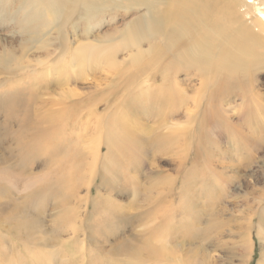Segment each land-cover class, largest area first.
Here are the masks:
<instances>
[{
    "label": "rangeland",
    "instance_id": "obj_1",
    "mask_svg": "<svg viewBox=\"0 0 264 264\" xmlns=\"http://www.w3.org/2000/svg\"><path fill=\"white\" fill-rule=\"evenodd\" d=\"M28 3L32 6L31 16L18 21L26 10L22 6ZM34 4V0H4L0 4V57L12 52L8 49L9 43L16 47L15 51L20 45L28 48V59L33 60L31 63L51 59L52 53H58L61 48L59 31L50 30L47 12ZM120 5L121 2L109 9L110 13L94 11L90 20L74 25V39L70 31L73 23H66L67 46L74 51L82 40L94 43L95 38H118L126 22L141 13V9H124ZM6 8L13 12L7 19L5 11L1 10ZM81 29L86 31L84 38L79 36ZM117 56L127 60L128 49H122ZM5 66L0 78L12 82L7 81L3 89L20 86L17 83L21 81H15L13 73H10V65ZM83 68L86 73L82 75V83L52 82L50 67L46 66L37 67L35 71L42 76L40 79L38 74L29 73L40 80L33 84L35 80L31 78L33 82L27 87L38 96L33 105L36 114L61 106L63 101L54 103L58 102L60 95L62 100L67 92L89 96L88 108H94L100 97L110 91L106 84L114 70L107 69L100 60L87 63ZM56 72L54 77L59 79L63 73L61 70ZM123 75L124 72L118 76ZM159 82L156 75L155 81L150 78L146 83L141 78L139 85L152 86ZM256 85L258 91L264 93V69L257 73ZM136 86L137 81L132 93ZM129 89L128 84L126 90L124 87L117 90L116 95L119 96L115 105L124 100L122 93L127 95ZM235 100L240 102L238 98ZM109 102L101 101L96 109L103 111ZM71 103L74 102H68ZM196 107L198 109L194 110L191 122H184L181 111L172 117L159 112L149 119H139L143 127H140V135L145 139L150 140L155 133H163L175 135L176 140L169 141L162 152L150 147L144 155L126 153L124 163L114 174L106 172L107 186L99 182L101 161L94 168L89 165L92 152L86 155L88 158H78L74 154L73 143L76 140L68 144L69 135L62 139V148L56 153L32 158L29 169L26 168V172L30 170L28 174L25 171H8L12 170L9 165L21 155L14 150L11 140L0 141V205H6L0 211V234L5 236L0 241V264H149L150 261H144L143 256L135 254L134 248H142L144 240L158 246L161 232L157 230L162 223V228L168 225L171 230L172 236L169 234L167 239L175 243L172 245L173 257L164 260V264H264V199L260 197L264 193V122L250 124L238 121L235 111L239 107L233 105L228 108L234 114L227 123L204 117L206 111L202 103ZM162 114L168 118L163 123L164 128L159 125ZM134 115L129 112V119L135 118ZM80 123L84 124L83 120ZM240 133L252 136L263 148L255 149L241 138ZM87 137H93L96 144L98 136L95 134L84 135L79 142ZM197 146H201L200 154ZM90 149H93V144H90ZM92 173H95V178L89 184ZM136 186L142 191L153 186L150 196L156 189H172L174 196L169 197L171 205L164 209L165 214L162 215L160 207L154 213L153 205L143 194L136 192ZM36 192L38 194L30 203L28 196ZM17 203L25 211L11 214ZM139 213L143 216L136 219ZM26 215L29 219L34 217L35 232L30 237L21 232V238L15 244L5 230L12 225L10 220H21ZM258 217L262 218V224ZM250 218L251 227L248 228ZM72 228L76 230L75 234L71 233ZM200 229L204 231H198Z\"/></svg>",
    "mask_w": 264,
    "mask_h": 264
},
{
    "label": "bare ground",
    "instance_id": "obj_2",
    "mask_svg": "<svg viewBox=\"0 0 264 264\" xmlns=\"http://www.w3.org/2000/svg\"><path fill=\"white\" fill-rule=\"evenodd\" d=\"M2 1L4 0H0V4ZM119 2L124 9H141V13L126 22L118 38H95L94 43L82 40L74 51L71 46H67V33L64 30L66 23H73L70 31L73 32L74 39V25L90 20L94 11L104 10L110 13L109 9L116 7ZM34 3L39 9L47 12L50 30L59 31L58 43L61 48H56L58 53H52L54 55L51 59L31 63L33 60L28 59V48L20 45L15 51L16 47L9 43L8 49L12 52L8 55L6 52L5 56L0 57V73L5 72V65H10L13 79L21 81L17 83L20 86L16 88L3 89L6 82L11 83L12 80L0 78V141L11 140L14 150L21 155L14 164L9 165L12 170L8 171L26 172L34 158L59 151L62 148V139L69 135L68 144L73 143V139L76 140V144L73 143L74 154L78 158H88L86 155L92 152V163L89 162V165L94 168L101 161L99 182L107 186L106 172L114 174L124 163L126 153L144 155L150 147L162 152L166 150L169 141L175 142V135L166 136L163 133H155L150 140L142 137L140 133L143 127L138 122L141 118L149 119L160 114L159 112H165L172 117L181 111L184 122H191L196 105L202 103L206 111L203 116H209L219 122L227 123L232 118L234 113L228 109L232 105L239 107L238 111H235L238 121L250 124L264 122V93H260L256 88L257 73L264 69V0H34ZM22 7L26 10L18 21L27 20L32 14L30 3ZM1 10L5 11V19L13 13L10 8ZM85 35L86 31L81 29L79 36L84 38ZM4 48L6 49L5 46ZM124 48L128 49L127 60L117 56ZM95 60H100L110 71L114 70L106 84L110 91L100 97L97 103L110 101L103 111L96 109L97 104L92 109L88 108L89 96L67 92L62 100L60 95L58 102L54 103L63 101L61 106L50 108L41 115L36 114V107L34 109L33 105L38 96L33 89L28 90L27 87L33 80V84L40 80L29 73L38 74L40 79L42 76L35 71L37 67L46 66L50 67L49 78L52 82L78 83L86 73L83 66L87 63L93 64ZM54 70L62 71L59 79L54 77L57 73ZM122 72L125 75L118 76ZM156 75L159 77V83H153L152 86L139 85L141 78L143 83H146L150 78L155 81ZM24 76L27 77L26 80L23 79ZM136 81L137 86L132 93ZM128 84L130 89L127 90V95L122 93L124 100L115 105L119 96L116 95L117 90L122 87L126 90ZM236 98L240 100L239 103ZM129 112L135 113V118L129 119ZM166 116L160 115V128L165 127L163 123L168 119ZM81 120L84 124L80 123ZM200 121L201 119L198 122ZM168 127L170 126L168 125L167 129ZM89 134L98 136L96 144L92 141L93 137L79 142L82 136ZM240 135L255 149L263 148L252 136L247 137L243 133ZM90 144H93V149H90ZM197 152L201 153V146H197ZM29 171L26 173H30ZM94 175L95 173L89 175V184L93 182ZM152 187L142 191L136 186V192L143 194L146 201L153 205L154 213H157L158 207L163 209V215L164 209L171 205L169 197L174 196V193L170 188H161L156 189L155 194L150 196ZM37 194L31 193L28 196L30 203ZM166 196L168 199H165ZM260 197L264 199V193ZM5 208L6 205H0V211ZM23 211L25 208L19 207L17 203L11 214ZM142 216V213H139L136 219ZM10 221L12 225L5 232L15 244L21 238V232L27 237L35 232L34 217L29 219V215H26L21 220ZM258 222L262 224V218L258 217ZM163 225L164 223L159 224L157 230L161 232L158 246L144 240L142 248H134L135 254L143 256L144 261H150L149 264H164V260L173 257L172 248L175 243L167 239L171 230L168 225L162 228ZM71 233L75 234L76 230L72 228ZM4 238L5 236L0 234V241ZM169 243L171 246H168Z\"/></svg>",
    "mask_w": 264,
    "mask_h": 264
}]
</instances>
